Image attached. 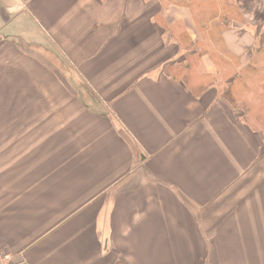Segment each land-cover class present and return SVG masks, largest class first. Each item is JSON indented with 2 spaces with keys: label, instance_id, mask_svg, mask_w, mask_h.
Segmentation results:
<instances>
[{
  "label": "crops",
  "instance_id": "0c3cea01",
  "mask_svg": "<svg viewBox=\"0 0 264 264\" xmlns=\"http://www.w3.org/2000/svg\"><path fill=\"white\" fill-rule=\"evenodd\" d=\"M261 34L264 0H0V251L264 264Z\"/></svg>",
  "mask_w": 264,
  "mask_h": 264
},
{
  "label": "built area",
  "instance_id": "2783aa9c",
  "mask_svg": "<svg viewBox=\"0 0 264 264\" xmlns=\"http://www.w3.org/2000/svg\"><path fill=\"white\" fill-rule=\"evenodd\" d=\"M12 255L8 252L0 251V264H12Z\"/></svg>",
  "mask_w": 264,
  "mask_h": 264
},
{
  "label": "rangeland",
  "instance_id": "374dc122",
  "mask_svg": "<svg viewBox=\"0 0 264 264\" xmlns=\"http://www.w3.org/2000/svg\"><path fill=\"white\" fill-rule=\"evenodd\" d=\"M1 84H2V83H0V87H1ZM231 88H232V90H234L233 85H232ZM222 90H223V88H222ZM229 90H231V89H228V91H229ZM243 92H244V94H245L247 91H245V89H244ZM258 94H259V93H258ZM258 94H257L254 98H252V99H254V100H260V99L258 98ZM230 101H231V100H230ZM231 102H232V101H231ZM233 104L236 105L234 102L232 103V105H233Z\"/></svg>",
  "mask_w": 264,
  "mask_h": 264
},
{
  "label": "trees",
  "instance_id": "16d2710c",
  "mask_svg": "<svg viewBox=\"0 0 264 264\" xmlns=\"http://www.w3.org/2000/svg\"><path fill=\"white\" fill-rule=\"evenodd\" d=\"M261 41L264 42V34H261ZM262 52V50H261ZM121 264H125V263H121Z\"/></svg>",
  "mask_w": 264,
  "mask_h": 264
}]
</instances>
